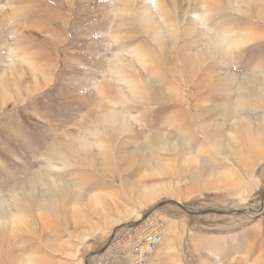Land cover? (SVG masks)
I'll use <instances>...</instances> for the list:
<instances>
[{
    "label": "rangeland",
    "instance_id": "obj_1",
    "mask_svg": "<svg viewBox=\"0 0 264 264\" xmlns=\"http://www.w3.org/2000/svg\"><path fill=\"white\" fill-rule=\"evenodd\" d=\"M253 1L0 0V264H264Z\"/></svg>",
    "mask_w": 264,
    "mask_h": 264
},
{
    "label": "built area",
    "instance_id": "obj_2",
    "mask_svg": "<svg viewBox=\"0 0 264 264\" xmlns=\"http://www.w3.org/2000/svg\"><path fill=\"white\" fill-rule=\"evenodd\" d=\"M143 224V222H142ZM141 224H139L138 226H140ZM135 225L129 224L126 226H123L119 229H117V231L114 233L113 237L111 238L109 244L107 245V247L100 252V254H96L94 257H103V255L105 254V252L107 251V249L109 248V246L111 245V243L113 242L115 235L117 232L123 230L125 232H135L137 231V227ZM150 233H155V238H149L148 236H150ZM148 234H145L143 236H141L140 238V242H139V246L138 248H136V264H146L148 259L150 258V255H152V253L155 252L156 248L158 247V245L161 242V236L159 235L160 233H156V231L150 232ZM117 238V237H116ZM116 239L114 240V242L112 243V245L115 243Z\"/></svg>",
    "mask_w": 264,
    "mask_h": 264
},
{
    "label": "bare ground",
    "instance_id": "obj_3",
    "mask_svg": "<svg viewBox=\"0 0 264 264\" xmlns=\"http://www.w3.org/2000/svg\"><path fill=\"white\" fill-rule=\"evenodd\" d=\"M255 1H253V0H250V4H251V6H252V4H256V3H254ZM257 84V80L256 81H254V82H251V87L252 88H254V86ZM255 87H257V86H255ZM244 149H245V151H247V153L248 152H253V145L251 144V142H250V139H249V137H247L246 136V138H245V140H244V142H243V146H242ZM141 218V217H140ZM140 227V226H139ZM138 227V228H139ZM137 228V229H138ZM156 233H160L159 231H156ZM118 234V233H117ZM160 235V234H159ZM161 236V235H160ZM150 239L151 238H155V233H150V236H148ZM161 240H162V237H161ZM8 241V239L6 238V235H5V233L4 232H2L1 234H0V244H6V242ZM109 249V248H108ZM107 252V251H106ZM105 252V253H106ZM105 255V254H104Z\"/></svg>",
    "mask_w": 264,
    "mask_h": 264
}]
</instances>
